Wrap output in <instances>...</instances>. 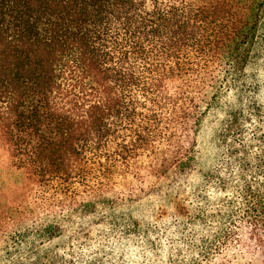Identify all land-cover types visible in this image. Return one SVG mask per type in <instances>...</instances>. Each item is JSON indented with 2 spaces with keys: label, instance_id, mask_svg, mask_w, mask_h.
<instances>
[{
  "label": "trees",
  "instance_id": "1",
  "mask_svg": "<svg viewBox=\"0 0 264 264\" xmlns=\"http://www.w3.org/2000/svg\"><path fill=\"white\" fill-rule=\"evenodd\" d=\"M263 16L264 0H0V142L29 188L0 207V264H264V125L206 169L197 150Z\"/></svg>",
  "mask_w": 264,
  "mask_h": 264
},
{
  "label": "rangeland",
  "instance_id": "2",
  "mask_svg": "<svg viewBox=\"0 0 264 264\" xmlns=\"http://www.w3.org/2000/svg\"><path fill=\"white\" fill-rule=\"evenodd\" d=\"M254 104L262 106L259 116L254 115ZM235 112L238 113L240 133L228 132L226 142L219 145V133L224 131L225 134L226 125ZM257 122L264 125V16L243 72L229 90H223L216 109L206 117L198 133L200 165L205 169L211 166L221 149L226 148L233 138L252 137ZM28 190L23 172L11 166L7 151L0 142V207L10 203L15 196H25Z\"/></svg>",
  "mask_w": 264,
  "mask_h": 264
}]
</instances>
